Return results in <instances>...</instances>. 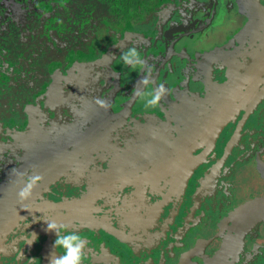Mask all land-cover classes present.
I'll list each match as a JSON object with an SVG mask.
<instances>
[{"label": "flooded vegetation", "instance_id": "obj_1", "mask_svg": "<svg viewBox=\"0 0 264 264\" xmlns=\"http://www.w3.org/2000/svg\"><path fill=\"white\" fill-rule=\"evenodd\" d=\"M45 221L83 264H264V0H0V264Z\"/></svg>", "mask_w": 264, "mask_h": 264}, {"label": "clouds", "instance_id": "obj_2", "mask_svg": "<svg viewBox=\"0 0 264 264\" xmlns=\"http://www.w3.org/2000/svg\"><path fill=\"white\" fill-rule=\"evenodd\" d=\"M121 59L125 65H131L132 68H137L144 63L143 60L140 59L139 53L134 47L123 53L121 55ZM143 83L148 84L149 81L145 78ZM164 92V84H160L154 93L150 90L146 95H150L151 98L146 101L145 107L156 106L161 100ZM143 98L144 95H141V99ZM41 179L42 177L38 175L30 177L26 186L18 193L19 197L22 200L29 198L32 194V188ZM45 222L46 230L55 234L53 247L56 249V253L50 254L49 264H83V262L88 258L86 252L87 241L75 230L70 229L66 224H57L56 221ZM31 235L37 237L35 233H31ZM57 253L59 254L57 255ZM21 255H23V253H21ZM33 261L39 262L40 260L34 257L28 258V264H32Z\"/></svg>", "mask_w": 264, "mask_h": 264}, {"label": "rangeland", "instance_id": "obj_3", "mask_svg": "<svg viewBox=\"0 0 264 264\" xmlns=\"http://www.w3.org/2000/svg\"><path fill=\"white\" fill-rule=\"evenodd\" d=\"M109 112H110V110H109ZM114 118V117H113ZM100 121L102 122L103 121V124H100V123H98L97 124V127H98V129L100 130V127H103L104 126V122H106L105 121V117H104V115L103 116H100Z\"/></svg>", "mask_w": 264, "mask_h": 264}, {"label": "water", "instance_id": "obj_4", "mask_svg": "<svg viewBox=\"0 0 264 264\" xmlns=\"http://www.w3.org/2000/svg\"><path fill=\"white\" fill-rule=\"evenodd\" d=\"M47 264H49V261H46Z\"/></svg>", "mask_w": 264, "mask_h": 264}]
</instances>
